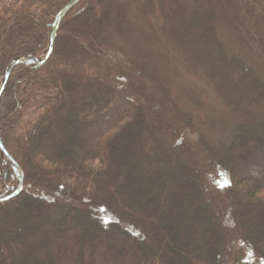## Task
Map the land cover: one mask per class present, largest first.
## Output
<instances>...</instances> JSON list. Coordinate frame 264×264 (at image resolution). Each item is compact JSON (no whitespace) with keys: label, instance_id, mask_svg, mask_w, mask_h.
Returning a JSON list of instances; mask_svg holds the SVG:
<instances>
[{"label":"trees","instance_id":"trees-1","mask_svg":"<svg viewBox=\"0 0 264 264\" xmlns=\"http://www.w3.org/2000/svg\"><path fill=\"white\" fill-rule=\"evenodd\" d=\"M69 2L0 0V82L43 55ZM191 2H171L165 30L236 113L227 144L174 100L169 53L132 52L131 9L155 0H83L0 97V198L23 173L0 203V264H264V0Z\"/></svg>","mask_w":264,"mask_h":264},{"label":"rangeland","instance_id":"rangeland-1","mask_svg":"<svg viewBox=\"0 0 264 264\" xmlns=\"http://www.w3.org/2000/svg\"><path fill=\"white\" fill-rule=\"evenodd\" d=\"M172 1L173 0H155L154 9L148 16H142L134 8L131 9V29L132 32H135V36H133L132 41L137 44V46L133 48L132 52L146 50L153 53L155 52L159 55H162V53L164 55L169 53L171 64L168 65L172 78H167L169 79V85L174 100L183 110L191 113L194 116L196 123L199 126L198 128L204 134H206V138H208L210 143L216 146L221 142L227 144L229 135L226 132L229 131L230 133V130L234 126L235 119L237 118L236 113H234L233 110H229L228 106L225 104V100L220 95L216 94L213 88L209 87L210 83L207 82L208 79H206V76L204 75L205 73L199 68V66H193L189 63L186 64L184 60H181L182 54H180V52H178L177 57V50H180V48L176 47L177 50L175 52L172 40L170 39V33H167L168 30H165V28L168 26L165 24V19L163 17L164 13L167 12L168 8L170 7ZM175 1L180 2V5H182L184 9L191 8L193 5L191 0ZM214 6L215 5L211 3L209 6L204 4H196V7L200 8L201 13H203V11H207L209 8H214ZM220 7V3H217L216 8L222 9V7ZM192 9L193 8L187 10L192 11ZM258 24L259 22L257 20L256 25ZM204 27L206 28V26ZM72 28L73 26H70L69 29ZM191 29L193 30L192 27ZM200 31V28H196L195 34L196 32L199 33ZM186 32L183 31L182 34L184 35ZM262 36L264 39V34ZM148 37H153L154 41L152 42H158V44H152L150 46L146 41V38ZM157 39L158 41H156ZM224 43H226V41H224ZM1 83L2 81L0 82V86ZM169 117L170 116H168L167 122L171 123L173 119L172 117ZM20 172V170L15 172L16 179H20ZM21 193L14 198H18ZM14 198L4 202H10ZM24 201L27 203L29 200H27L25 197ZM43 201L45 202L46 199L39 196L37 197V194H35L34 199L30 200V203L33 202L37 212L40 213V210H42V207L44 206ZM83 217H85V215L80 210L78 212V218L81 220ZM93 225H91V232L96 231V227Z\"/></svg>","mask_w":264,"mask_h":264},{"label":"water","instance_id":"water-1","mask_svg":"<svg viewBox=\"0 0 264 264\" xmlns=\"http://www.w3.org/2000/svg\"><path fill=\"white\" fill-rule=\"evenodd\" d=\"M82 1L83 0H70V2L59 12V14L57 15L55 22L53 24L49 47H48L47 51L42 56H37L34 54H24V55L19 56L15 60H13L9 64V66L6 68V70L3 73V80H2V83L0 86V97L2 96V94L5 90L14 70L17 67H19L21 65H26V66H28V65H39V66H41V65H44L48 61V59L51 57V55L54 51V47H55V43H56V39H57V35H58L59 28L61 26V23L65 19L66 15L75 6H77ZM0 147H1L3 155L10 158L9 154L7 153V151L3 145V141L1 139V137H0ZM13 163H15V162L13 161ZM20 175H21V181H20V185L18 186L16 191L14 193H12L10 196H5V197L0 198V202L8 201V200L18 196L22 192V190H23V173L20 172Z\"/></svg>","mask_w":264,"mask_h":264},{"label":"flooded vegetation","instance_id":"flooded-vegetation-1","mask_svg":"<svg viewBox=\"0 0 264 264\" xmlns=\"http://www.w3.org/2000/svg\"><path fill=\"white\" fill-rule=\"evenodd\" d=\"M3 165L0 163V191L2 194H7L11 190V185L9 182H6V180H2V172H3ZM6 175H8V172H6Z\"/></svg>","mask_w":264,"mask_h":264}]
</instances>
